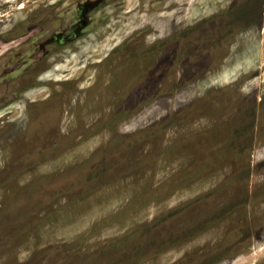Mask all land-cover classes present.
I'll return each mask as SVG.
<instances>
[{
	"label": "rangeland",
	"instance_id": "obj_1",
	"mask_svg": "<svg viewBox=\"0 0 264 264\" xmlns=\"http://www.w3.org/2000/svg\"><path fill=\"white\" fill-rule=\"evenodd\" d=\"M0 2V264H264V0Z\"/></svg>",
	"mask_w": 264,
	"mask_h": 264
},
{
	"label": "flooded vegetation",
	"instance_id": "obj_2",
	"mask_svg": "<svg viewBox=\"0 0 264 264\" xmlns=\"http://www.w3.org/2000/svg\"><path fill=\"white\" fill-rule=\"evenodd\" d=\"M27 1H29L30 3H36V2H38L40 0H27ZM99 1H102V4H103L107 0H99ZM88 3H90V2H87V1L78 2V3L75 4V7H78V9L79 8L83 9V8H86L87 6H88V9L95 8L97 6V4H98V1L94 2V3H90V4H88ZM1 6H4V8H5V6L9 7L10 5H5V4L1 5V2H0V7ZM55 9H57V7L53 8V10L51 8L45 10L42 7H36L34 9H31L27 13L26 17L24 18L23 24L25 25V23H26V25L27 24H32L33 25V23L36 22V24L38 25L39 21H43L45 17L51 16V14L53 15V13L52 12L50 13V11L51 10L54 11ZM80 15L81 14L78 15V21L73 22V23L70 24V27L72 28V30H71V32L69 34H66L64 36H62V34H55L52 37L53 40H56L55 42H58V45H60L61 43H64L67 40V38L68 39H70V38L71 39H76L78 37V35H80L78 33H81V31L85 27L89 26V22H88L89 20L87 18H85V17L80 16ZM38 42H40L39 39H38ZM37 46L39 47L40 44L39 45L37 44ZM37 60L32 62L31 63L32 65H30V66H27L26 64L24 65V67L26 69L23 71V74H25L24 76L26 78L29 77V75L32 76L33 74H37V73L42 71V69L41 70L39 69L40 62H39V60L38 61ZM25 82L26 81H23V79H22V83L25 84Z\"/></svg>",
	"mask_w": 264,
	"mask_h": 264
}]
</instances>
